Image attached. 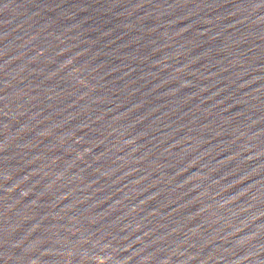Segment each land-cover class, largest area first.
Returning a JSON list of instances; mask_svg holds the SVG:
<instances>
[{
    "label": "water",
    "instance_id": "95a60500",
    "mask_svg": "<svg viewBox=\"0 0 264 264\" xmlns=\"http://www.w3.org/2000/svg\"><path fill=\"white\" fill-rule=\"evenodd\" d=\"M0 264H264V0H0Z\"/></svg>",
    "mask_w": 264,
    "mask_h": 264
}]
</instances>
